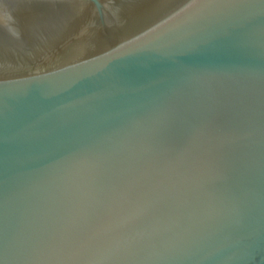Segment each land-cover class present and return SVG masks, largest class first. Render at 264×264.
<instances>
[{"label":"water","instance_id":"1","mask_svg":"<svg viewBox=\"0 0 264 264\" xmlns=\"http://www.w3.org/2000/svg\"><path fill=\"white\" fill-rule=\"evenodd\" d=\"M0 264H264V0H0Z\"/></svg>","mask_w":264,"mask_h":264}]
</instances>
